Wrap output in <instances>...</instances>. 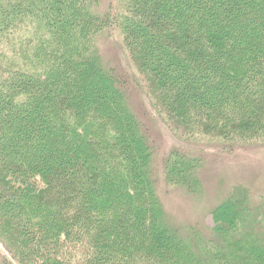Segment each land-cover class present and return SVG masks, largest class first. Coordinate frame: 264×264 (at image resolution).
I'll use <instances>...</instances> for the list:
<instances>
[{
  "label": "trees",
  "instance_id": "16d2710c",
  "mask_svg": "<svg viewBox=\"0 0 264 264\" xmlns=\"http://www.w3.org/2000/svg\"><path fill=\"white\" fill-rule=\"evenodd\" d=\"M145 109L264 149V0H0V264H264V194L234 190L208 237L168 224ZM206 164L172 151L165 186L195 196Z\"/></svg>",
  "mask_w": 264,
  "mask_h": 264
},
{
  "label": "rangeland",
  "instance_id": "374dc122",
  "mask_svg": "<svg viewBox=\"0 0 264 264\" xmlns=\"http://www.w3.org/2000/svg\"><path fill=\"white\" fill-rule=\"evenodd\" d=\"M118 39L119 37L116 41ZM102 53L106 65H120L118 50L114 45H107ZM134 95L133 99L138 100V95ZM146 112L147 115L142 117L141 113L140 117L156 146L154 174L158 182L157 192L167 214L168 224L172 227L181 232L188 227L200 228L208 237L214 226L212 210L224 202L234 190L245 188L256 202L255 197L264 194V149L239 150L232 155H227L214 146L202 150L198 145L191 146L190 143L181 142L157 117L149 111ZM184 148L202 153L207 159L205 170L200 175L202 190L193 197L164 184L163 160L172 151Z\"/></svg>",
  "mask_w": 264,
  "mask_h": 264
}]
</instances>
